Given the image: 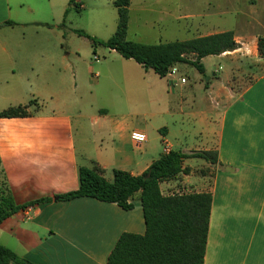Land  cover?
Listing matches in <instances>:
<instances>
[{"label": "crops", "instance_id": "1", "mask_svg": "<svg viewBox=\"0 0 264 264\" xmlns=\"http://www.w3.org/2000/svg\"><path fill=\"white\" fill-rule=\"evenodd\" d=\"M70 1L0 0V107L5 102L9 108L28 107L26 117L0 118V181L18 206L48 200L7 218L0 225V245L30 264H107L123 233H146L139 194L129 211L93 198L56 197L78 190L82 167L101 169L109 182L106 175L114 170L140 176L165 155L168 144L170 151L187 155L218 153L216 164L186 159L182 167L188 173L160 185L164 196L182 188L212 195L204 264H264V73L243 88L234 85L241 62L264 68L258 54L264 0H205L204 18H226L231 24L209 26L198 37L233 31L251 53L243 61L227 57L235 51L210 56L228 59L232 74L222 81L215 71L200 84H192L180 65L175 76L160 78L132 60L97 76L91 64L77 70L71 54L78 50L61 52L64 35L27 36L29 28L45 24L59 31V12ZM76 3L81 10L89 8L85 0ZM36 45L45 49L31 48ZM100 78L120 93L111 95L108 108L78 107L79 90L99 84ZM176 92L179 99L173 101ZM143 100L145 112L135 111ZM86 126L94 128L93 152ZM133 132L143 133L146 141L136 144Z\"/></svg>", "mask_w": 264, "mask_h": 264}, {"label": "trees", "instance_id": "2", "mask_svg": "<svg viewBox=\"0 0 264 264\" xmlns=\"http://www.w3.org/2000/svg\"><path fill=\"white\" fill-rule=\"evenodd\" d=\"M131 0H116L118 24L114 35L100 41L83 31L80 37L90 40L94 52L98 46L115 51L125 60H132L144 70H152L160 78L179 65H191L200 74H205L202 60L220 56L239 48L233 31L198 37L191 40L159 44H143L127 40ZM69 7L81 10L76 0ZM65 11V19L70 8ZM14 25L13 22L5 23ZM258 54L264 60V36L258 40ZM28 107H13L0 112V118L28 116ZM189 158L203 159L211 164L218 161L217 152H196L191 155L170 151L140 176L121 170L113 171V180L107 181L99 168L79 169V188L74 192L56 197L58 201L78 198H93L101 202L116 204L123 210L134 208L132 199L139 194L146 233L136 235L123 233L109 255L107 264H204L208 244V232L212 211V195L192 193L188 195L164 196L160 185L178 178L183 162ZM1 166V158H0ZM48 200L27 205H16L8 188L0 181V225L19 210L35 207ZM0 264H30L19 258L8 248L0 245Z\"/></svg>", "mask_w": 264, "mask_h": 264}, {"label": "rangeland", "instance_id": "3", "mask_svg": "<svg viewBox=\"0 0 264 264\" xmlns=\"http://www.w3.org/2000/svg\"><path fill=\"white\" fill-rule=\"evenodd\" d=\"M85 1L89 8L85 10H77L75 7H72L69 10L66 19L65 12L61 9L58 15L59 31H56L60 33L58 36L56 35V32H52L49 29L51 28V25L48 24L40 25L36 28H29L26 32L28 34L27 36L31 39L52 40L64 35L66 42L61 46V52L68 53V49L71 48L78 50V54H71L72 60L77 61V70L79 68L85 69L87 64L93 65L97 76L103 74L104 70L107 68L115 71L121 70L122 66L127 65L126 60H121L119 56L112 54L110 49L102 46H98L96 52H94L90 40L85 37H80L76 33V31H83L92 38L100 41L110 39L116 32L118 24V12L114 6L116 0ZM204 2L205 0H132L127 40L143 44L168 43L195 39L198 37L199 31L213 25L220 28H230V21L224 22L226 18H222L221 20L213 16L210 18H204L202 16L204 9H206ZM31 48H36L37 50L45 49L42 45H36ZM237 50L233 54H228L227 57L241 59L243 61L245 55L251 53L250 46H242L239 44ZM96 56L98 57L99 62L95 61ZM202 63L206 68L204 75L200 74L191 65H180L181 72L192 81V84L195 82L196 84H200L201 80L213 77L215 71L220 70L218 76L222 81L227 75L231 76L232 74V67L226 58L218 59L216 57H207ZM248 66L249 63L245 62L239 64L240 69L236 71L237 78L234 81L235 86L243 88L246 83L252 82L256 76L264 73V68L262 66L260 68L256 66L249 68ZM237 72H239V74ZM242 72H244L243 77H241ZM249 73H253V76L247 77ZM97 78L98 77H95L94 80ZM98 81L99 84L94 85L93 87L88 85L86 89V87L83 86V88L79 90L77 94L79 101L78 107L87 110H90L91 108H93V110L95 108L96 110L108 108L112 99H114L111 95L116 96L120 93L110 80L100 78ZM121 81L118 80L117 82L118 84L123 85V81ZM130 92L131 91L128 93ZM178 99V92H176L173 101ZM146 102L147 101L144 100L143 102H140L139 106L141 109L135 111H144L143 107L147 106ZM8 104V102L1 103L0 108L7 109L10 107ZM93 110L91 109L90 111L93 112ZM93 131L94 128L86 126L85 135L88 137L86 139L88 140V147L91 152H93L92 141L95 137ZM75 136L77 137V135ZM91 139L92 141H90ZM178 150H180V148H178ZM79 159L81 163L85 164L81 154L79 155ZM106 178L108 180H113L111 173L107 174ZM188 190L192 192L190 189Z\"/></svg>", "mask_w": 264, "mask_h": 264}, {"label": "built area", "instance_id": "4", "mask_svg": "<svg viewBox=\"0 0 264 264\" xmlns=\"http://www.w3.org/2000/svg\"><path fill=\"white\" fill-rule=\"evenodd\" d=\"M95 60L98 61V57H95ZM177 73V70L176 69H172L168 74H167V77H173L175 76ZM181 83H186V79H182L181 80ZM131 139L136 143V144H142L146 141V136L141 133V132H133L131 134ZM169 145L167 144L166 145V148H165V154L169 153L170 150H169ZM188 194H192V192H190L188 189L186 188H183V189H180V190H177L176 192H173L171 193L170 196H174V195H188Z\"/></svg>", "mask_w": 264, "mask_h": 264}]
</instances>
